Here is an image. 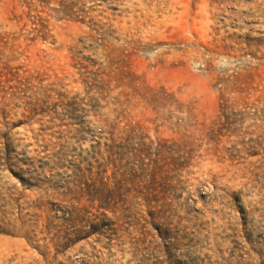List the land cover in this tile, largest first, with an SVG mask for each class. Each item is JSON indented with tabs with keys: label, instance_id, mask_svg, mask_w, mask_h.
I'll return each instance as SVG.
<instances>
[{
	"label": "rangeland",
	"instance_id": "1",
	"mask_svg": "<svg viewBox=\"0 0 264 264\" xmlns=\"http://www.w3.org/2000/svg\"><path fill=\"white\" fill-rule=\"evenodd\" d=\"M0 264H264V0H0Z\"/></svg>",
	"mask_w": 264,
	"mask_h": 264
}]
</instances>
